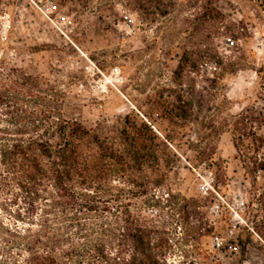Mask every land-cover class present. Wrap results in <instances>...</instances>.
Returning <instances> with one entry per match:
<instances>
[{
  "label": "rangeland",
  "instance_id": "obj_1",
  "mask_svg": "<svg viewBox=\"0 0 264 264\" xmlns=\"http://www.w3.org/2000/svg\"><path fill=\"white\" fill-rule=\"evenodd\" d=\"M140 3L0 0V62L56 84L66 94L67 114L88 128L135 112L167 137L172 169L151 190L159 205L137 195L130 206L169 239L167 264H264V171H250L264 162V145L257 149L255 141L264 138V5L215 0L223 18L213 26L201 14L204 0ZM183 50L197 66L177 81ZM168 87L185 90L187 121L155 113L153 103ZM244 110L251 118L235 132ZM167 192L186 214L165 200ZM17 199L11 177L0 174V231L16 222L23 206ZM98 237L109 252L119 248L108 231ZM5 259L0 251V264Z\"/></svg>",
  "mask_w": 264,
  "mask_h": 264
},
{
  "label": "trees",
  "instance_id": "obj_2",
  "mask_svg": "<svg viewBox=\"0 0 264 264\" xmlns=\"http://www.w3.org/2000/svg\"><path fill=\"white\" fill-rule=\"evenodd\" d=\"M214 3L204 0L201 6L213 26L223 18ZM203 53L221 63L214 53ZM189 66H197V59L183 50L173 71L177 81ZM164 90L166 96L153 103L157 116L187 121L191 103L185 90ZM65 96L43 76L0 62V174L11 177L23 205L16 222L0 231L1 255L8 257L4 264H167L169 239L151 219L130 210L137 195H147L148 206L159 205L151 190L172 169L167 137L161 139L147 117L135 112L88 128L67 114ZM249 117L247 110L237 115L233 131ZM255 141L257 149L264 145L262 137ZM258 170L264 171L262 160L250 169ZM174 198L167 192L165 200L186 214ZM104 231L118 239L115 253L98 237Z\"/></svg>",
  "mask_w": 264,
  "mask_h": 264
},
{
  "label": "built area",
  "instance_id": "obj_3",
  "mask_svg": "<svg viewBox=\"0 0 264 264\" xmlns=\"http://www.w3.org/2000/svg\"><path fill=\"white\" fill-rule=\"evenodd\" d=\"M243 264H249V262L248 261H243Z\"/></svg>",
  "mask_w": 264,
  "mask_h": 264
}]
</instances>
